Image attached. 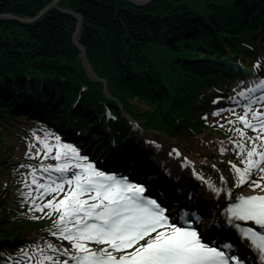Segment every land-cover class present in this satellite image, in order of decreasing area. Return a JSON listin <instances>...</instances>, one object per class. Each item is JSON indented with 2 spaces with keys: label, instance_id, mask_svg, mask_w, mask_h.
Listing matches in <instances>:
<instances>
[{
  "label": "trees",
  "instance_id": "16d2710c",
  "mask_svg": "<svg viewBox=\"0 0 264 264\" xmlns=\"http://www.w3.org/2000/svg\"><path fill=\"white\" fill-rule=\"evenodd\" d=\"M52 2L0 0V15L43 10L26 23L0 17V264H37L36 237L48 225V212L27 211L19 198L42 160L20 151L27 126L79 142L86 132L106 155L130 128L124 110L146 129L185 139L227 126L229 98L264 76V0H59L45 8ZM75 13L100 79L73 39Z\"/></svg>",
  "mask_w": 264,
  "mask_h": 264
},
{
  "label": "snow or ice",
  "instance_id": "6c2138e0",
  "mask_svg": "<svg viewBox=\"0 0 264 264\" xmlns=\"http://www.w3.org/2000/svg\"><path fill=\"white\" fill-rule=\"evenodd\" d=\"M258 88H264V80L256 87L229 98L244 109L243 115L229 123L238 121L243 125V128L234 129L240 137L233 141L235 150L244 156V167L231 166L235 186L247 184L252 189H260V192L237 195L235 202L224 209V214L227 223L237 230L241 241L247 242L246 246L257 251L264 261V183L252 179L253 174L258 172L262 174L261 181H264V111L252 107L253 103L264 102V95L256 100L250 99V93ZM237 97L247 102L241 103ZM248 129L255 131L256 135L247 136ZM56 142V145L50 146L45 140L44 148L48 154L53 147L57 148L52 159L61 162L55 167L42 166V172L48 174L45 183L38 182L37 169L33 168L31 183L25 185L30 190L25 195L31 197V186L35 185L37 196L33 203L36 210L43 212L44 208H50L60 211L56 221L59 238L68 241L71 248L58 251L53 244H48L47 249L56 255H48L45 249H38L40 259L37 264H69L70 261L73 264H245L238 255L232 254L233 244L225 243L220 247L209 245L190 225L180 227L171 223L165 214L166 209L155 199L145 196L143 185L99 170L95 164L87 162V157L81 156L75 147L60 143L58 136ZM221 151L227 149L221 148ZM190 164L189 161L185 166ZM52 173L59 175L53 176ZM198 179L217 195L224 191L228 197L232 196L226 181L223 188H218L210 178L205 180L203 175H198ZM65 185L68 186L67 193L58 203L52 200L43 206L36 203L44 195L64 193ZM239 222H252L260 230L242 226ZM52 235L56 236L57 232ZM92 245L102 247L93 248ZM61 255L66 258L61 260Z\"/></svg>",
  "mask_w": 264,
  "mask_h": 264
},
{
  "label": "rangeland",
  "instance_id": "374dc122",
  "mask_svg": "<svg viewBox=\"0 0 264 264\" xmlns=\"http://www.w3.org/2000/svg\"><path fill=\"white\" fill-rule=\"evenodd\" d=\"M76 15H79L78 23L80 21L81 23V15L78 13H75ZM35 19V18H34ZM33 19V20H34ZM31 20V21H33ZM29 21V22H31ZM78 26V25H77ZM81 28V24H80ZM80 28L78 33L80 32ZM74 35V34H73ZM264 80V76L256 80L253 84L246 87L244 91H246L249 88H254L256 85L261 81ZM260 93V95H257ZM264 95V88H258L255 92L250 93V99L256 100L257 97H260ZM241 103H246L247 101L243 98H239ZM233 108L229 109L228 112H226V115L228 117V120L226 121V125H223V129L213 131L211 129H208L202 133L194 134L193 136H190L188 138H176L175 136H165L161 135L156 131H149L140 127L138 123L134 119H130V128L127 131V134L125 138L119 142V144L111 143L109 145V148L111 151H109L106 155V151L103 152V149L100 150H93L91 149V153H89V150L87 149V144L89 143V138L86 137V135H81L82 142H79L76 138L73 136L70 137H60L56 133H54L53 129H46L47 131H43L41 129L46 128L44 125H31L30 127L27 126V132H24L21 134V139H23L28 144H18L19 141H17V138H13L10 136H7V140L11 142H15L19 145L20 151L24 152L25 150H28L35 155H41V160L39 164L34 167L37 169L36 175L39 178V183H45L48 180V174L42 172V166L51 165L55 167L56 164L60 163L61 161H57L55 159H52L53 156H55L57 148L53 147V150L50 154L47 153V149L44 148V141L50 145L54 146L56 145V137L58 136L60 138V143L69 144L75 147L81 156L87 157V162H91L96 165V167L102 170V166L107 167V170L104 172L109 173L108 171H116V169H120L119 171H122L123 168H126L125 171H131L132 175L131 177L138 178L140 180H145L147 183H149L151 189L154 192H158L164 195L167 201L170 202L171 211L174 213V215H181V217L185 218L184 214H187L186 219H189L191 217H195L196 219V225L205 233L206 235L216 239L221 240L223 237H226L230 241L231 244H233L234 248L233 251L238 250L241 252V254H244V256L247 254L245 245L242 241H240V238L232 232V230L227 227L226 225H223V217L224 209L227 208L228 202L223 204L219 207L218 211H215V208L210 207V199L209 201L206 200V198L197 199L201 195V191L198 189V183L197 180L193 176H189L187 178H183L182 176H176L169 174V169H163L159 166L157 163L156 158H165L166 152L163 150V146L167 147L169 152L168 154L172 155V152H175L178 154L179 150L181 149L185 153H189L191 156L200 158V159H206L209 161L217 162L220 164L221 167H223L229 174V182L231 184L235 182V175L232 170V164H235L237 167H244V156L240 155L238 150H235V145L233 141L239 140L240 137L238 134L234 131L236 128H243V125L240 122H236L235 124H230L229 121L236 120L237 116L244 114L243 107L237 106L235 102H232ZM144 108L146 106L144 104H141ZM253 109H260L261 111H264V102H256L252 104ZM234 109V112H233ZM227 110V109H226ZM104 113H107L106 110H103ZM251 118V117H250ZM139 123H141L140 120H137ZM226 126V127H225ZM232 129V130H230ZM105 131V130H104ZM247 136L252 137L256 135V132L248 129ZM66 132L70 135H72V131L70 129L66 130ZM148 136V137H144ZM37 137L40 139L38 140ZM65 138V139H63ZM69 139V140H68ZM129 140L132 143L130 145V148L132 151L128 150L129 153L127 154H120L117 152H124L126 149V140ZM76 140L78 143L72 141ZM95 143L97 142V145L102 144L100 143L98 139L93 140ZM136 143V145H134ZM139 144L140 149L142 150V157L138 154V150L136 151V147ZM150 145H155L156 147H152ZM25 146H29V149L25 148ZM81 146H86L82 148ZM201 146V148L199 147ZM251 146L250 144L248 145ZM145 147V148H144ZM221 148L227 149V151H221ZM115 150V151H114ZM102 151V152H101ZM127 151V150H126ZM140 151V150H139ZM162 151V154L159 155L158 152ZM113 153H116V155H119V157L114 159L110 158L109 156H112ZM91 154V155H90ZM165 154V155H164ZM215 156H212V155ZM48 156V158H45V156ZM205 156H209L205 157ZM114 159V160H113ZM112 160V161H111ZM119 163H118V162ZM117 162L118 164H115ZM74 163V161L72 162ZM182 167L184 165L179 161ZM122 165V166H119ZM78 171V170H77ZM112 173V172H111ZM123 173V172H122ZM53 176H58L57 173H52ZM69 177H71V173L68 174ZM261 175L260 173H254L252 179L256 181H260L264 183V181H261ZM174 177L176 180L169 181L168 178ZM32 176L30 175L28 177L27 184L31 183ZM59 182V181H57ZM175 185H177L182 191H178L177 188H175ZM191 191L187 189V192L185 191V188H190ZM68 186L65 185V192L64 193H52L48 195H44L43 199L36 200V203L40 206H43L48 203V201L52 200L54 203H58L59 200L64 198V195L67 193ZM29 187H26L25 185H22L18 188L19 198L22 206H28L27 211L31 212H41L36 210V206L33 203V200L36 199L37 196V190L36 186H31V191L33 195L31 197L26 196L25 194L29 192ZM169 193V194H168ZM175 194V195H172ZM192 196L195 197L196 201H193ZM196 208V216H191L192 210ZM46 212L49 213V216H47L48 225L45 227L44 231L42 233L37 234V244L41 248L38 249H45V253L48 255L55 256L56 253H54L52 250L47 249L48 244H53L58 251H62L63 248H71V245L68 241L61 240L59 238V232L56 226V221H58L60 216V211H55L50 208H44ZM191 216V217H190ZM198 218V219H197ZM185 219V220H186ZM70 226V225H69ZM57 232L56 236H53L52 233ZM231 234V235H230ZM43 243V245L41 244ZM143 243V241H141ZM229 243V242H228ZM93 248L102 247L97 245H92ZM37 249V250H38ZM246 254H245V253ZM236 253V252H235ZM249 254L251 252H248ZM60 259L63 260L65 257L63 255L60 256ZM257 264H260L259 262L254 260Z\"/></svg>",
  "mask_w": 264,
  "mask_h": 264
},
{
  "label": "bare ground",
  "instance_id": "6f19581e",
  "mask_svg": "<svg viewBox=\"0 0 264 264\" xmlns=\"http://www.w3.org/2000/svg\"><path fill=\"white\" fill-rule=\"evenodd\" d=\"M122 114L126 118L129 119L130 116L128 115L126 111H122ZM144 137L146 138L148 136H144ZM150 146H152L153 148L156 147L155 145L154 146L150 145ZM163 150L166 152L165 158H162V157L156 158L159 166L162 167L163 169H169L168 170L169 174H172V175L176 174L175 178L177 175L179 177L182 176L183 178L193 176L195 180H197V183L199 185L198 186L199 191H201V195L197 199L206 198L207 201H209L210 199L209 205H211L210 207H213V209L215 208V211H218L219 207L225 204L226 201L230 203L232 200H235L237 195H241V194L251 195V194H257L260 192V189H252L248 187L247 184L242 185L240 187H236L235 182L231 184V182H229L228 172L223 167H221L220 164L217 162L209 161L203 158L200 159V158L193 157L189 153L183 152L181 149L179 150L178 154L175 152H172V155H170L171 153L168 154L169 152H167L168 148L166 146L165 147L163 146ZM158 154L161 155L162 151L158 152ZM179 161L184 165V167L181 166ZM189 161L191 162V164L189 166H185L187 162ZM213 165H215V167H213ZM198 175H203L205 177V180H208L210 178L211 182H213L218 188H223L225 181H226L227 188L229 191L232 192V196L225 198L224 193H219V195H217V193L209 189L208 185L204 181H201L200 179H198ZM170 179L172 180V182L173 180H176L174 179V177L168 178L169 181H171ZM129 181L142 185L141 183L136 182L135 180H129ZM175 188H177L178 191H182L177 185H175ZM192 199L193 201H196L195 200L196 198L193 196H192ZM194 212H195V209L192 210V213ZM247 225L251 227L253 226L257 228L258 230H260L259 226L254 225L252 222H249V224ZM206 239L210 241L211 243H217L212 239V237L208 235H206ZM255 257L261 261V259L259 258L257 254H255ZM69 264H73V262L70 261ZM263 264H264V261H263Z\"/></svg>",
  "mask_w": 264,
  "mask_h": 264
},
{
  "label": "water",
  "instance_id": "95a60500",
  "mask_svg": "<svg viewBox=\"0 0 264 264\" xmlns=\"http://www.w3.org/2000/svg\"><path fill=\"white\" fill-rule=\"evenodd\" d=\"M58 1L59 0H53V2L50 3L48 6H46L45 8H48L50 5H56ZM130 1H132L134 3H137V4H143V3L147 2L148 0H130ZM66 10L67 11H71L69 9H66ZM41 12H43V10ZM38 15H36L35 17H20V16H16V15H13V14H10V13H3V14L0 15V17H12V18H16L17 20H19L22 23H26V22H29V21L33 20ZM75 16L78 17V19H79V15H76L75 14ZM80 24L81 23L79 21L78 26H77V29H76V31H75V33L73 35V39H74L75 43L77 44V46L81 50L82 61H83L84 65H85V67L87 69V72L90 74L91 77H93L95 79H100L95 74V72H94V70H93V68H92V66H91V64H90V62H89V60L87 58V55L85 53V48H84V46L79 41V33H78V31H79V28H80ZM103 82H104V91L106 92L107 95H109V91L107 89V82L105 80H103Z\"/></svg>",
  "mask_w": 264,
  "mask_h": 264
}]
</instances>
